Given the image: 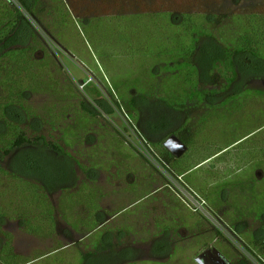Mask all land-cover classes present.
Listing matches in <instances>:
<instances>
[{
  "label": "rangeland",
  "instance_id": "obj_1",
  "mask_svg": "<svg viewBox=\"0 0 264 264\" xmlns=\"http://www.w3.org/2000/svg\"><path fill=\"white\" fill-rule=\"evenodd\" d=\"M11 1L18 6L15 0ZM116 1L118 0L79 2L82 5L78 7L80 12L86 9L88 12L82 13L85 18L76 19L77 21L74 20L76 23L71 24L67 20L64 22V16H62L63 30L60 33L63 38L60 41L27 15L39 34L33 58L35 60L34 71L37 74L34 81H31V86L37 88L38 91L33 89L35 92L27 93L23 101L39 113L42 121L37 119L38 121L35 122L28 118L27 123L21 126L25 127L30 135L32 132L30 127L39 126L41 130L38 131L37 136L42 135L47 141L59 144L73 157L72 166L77 183L75 187L71 186V189L80 196L77 198L79 204L84 203L89 206V198L99 196V190L107 194L111 192L112 186L118 188L119 184L123 186L124 181H127L126 175L130 172L131 162L134 159L132 149L140 153L141 144H138L136 135L138 136V131L142 132L145 121H156L157 119L164 122L170 121L175 128L186 124L185 133L191 141L195 142L196 149L203 147V154L221 151L214 156L209 167L225 161L230 163L225 170L219 168L212 171L207 168L199 170V172H209L207 174L214 182L211 190L213 195H216V199L217 196L221 199H230V206L225 205L222 210L226 211L227 215L228 211L235 213L232 220L239 223L238 225L242 228L246 225V231L255 234L254 239L264 235V76L247 77L239 73L236 83L226 89L222 95H215L216 98L213 97L210 100L212 104L216 103L213 105L188 103L185 110H173L159 100H152L155 91L156 94L164 95L166 100H172V103H175L176 96L184 98L191 91L190 87L192 88L189 80H184L187 73L183 76L168 67V61H174L173 52L177 49L176 44L170 45L165 42L166 18L171 19V17L164 14L165 12L151 13L147 6V11L141 12L140 18H137L133 11L142 9L143 5L141 7L122 6ZM187 1L175 2L182 4L184 9L185 7L188 9ZM197 3L203 7V12L211 13L213 20L210 30L216 35L215 38H222L223 43L226 42L225 40H233L238 36L233 20L235 16L244 15L251 10L264 11V0H199ZM71 4L73 5L72 2ZM126 15H130L129 18H125L130 23L128 21L124 25L117 23ZM182 17L184 18V15ZM47 19L52 22V17L49 16ZM175 21L178 23L182 19L177 17ZM58 30L60 31L61 28ZM50 31L56 34L53 27ZM153 34L161 37L158 36L159 40L157 37L154 40L152 39ZM121 40L127 41L128 46ZM125 46L128 53L125 51ZM129 48L135 49L136 52L130 51ZM158 50L162 53L159 54ZM43 80H47L46 85L41 82ZM39 83L41 85L38 86ZM222 85V82L218 84L201 83L200 89L215 88L221 91ZM238 90L241 92H237ZM146 93L152 100L150 103L146 106L132 105L134 96ZM100 99H104L113 107L112 115L106 114L98 107L97 101ZM114 99L118 101L119 108L115 106ZM182 104L183 99L176 105L181 107ZM85 108L93 111L92 114L85 111ZM149 138L150 141H158L160 137L149 136ZM43 150L47 155L57 156L53 150ZM154 150L159 154L156 148ZM202 151H200L201 155ZM10 159L11 155H4V158L0 160V166L7 172L10 171ZM147 160L145 158V161ZM138 163L141 164L139 160ZM149 165L160 175L165 174L159 170V165L155 160L152 159ZM260 170L262 177L256 174ZM221 173L226 175L222 177ZM115 175L120 176L119 179H124L112 180ZM8 177V174L1 175V185L6 183ZM165 179L167 184V178ZM30 181L33 184L37 183ZM41 184L38 182L39 186ZM136 185L130 184L120 190V195H124L127 202L145 193L146 189L142 188L138 191L140 187ZM86 186H90L91 190H88ZM63 188L65 187L55 189L54 192L49 193L48 197L49 202L56 209L55 221L48 220L51 230L57 231L53 237L42 238L28 234L22 222L15 218H6L3 222L4 231L12 234V246L15 252L24 257H20V262L82 264L83 256L88 253L86 250H89L85 248L93 245L96 239L103 238L104 235L108 237L109 232L105 234L98 230V233L93 234L88 241L84 242V239L80 241V236L77 234L65 233L62 211H60ZM9 191L10 189H5V192H2V202L7 208H13L15 212H17L16 209L26 205L28 209H31V201H36L40 196V193L28 192L26 189L21 190L23 195L17 196ZM126 194L132 195L125 196ZM14 197L20 198L21 202L19 204L15 202L12 206L11 202ZM64 197L68 196L64 195ZM158 197L143 198L136 208L121 210L119 214L122 215L114 221L113 225L122 223L118 228H122L124 234L134 233L139 221H143L134 219V212L136 211L135 217H137L141 209L144 210L150 204L158 202ZM97 198L100 201L99 197ZM20 212L23 214L24 210ZM36 212L33 210L34 214ZM33 213H31L32 217ZM87 213L91 215V218L94 216L93 210H87ZM34 218L31 221L33 225L39 224L36 226L38 229L44 219L41 215H36ZM217 221L225 227L221 218L218 217ZM212 222L216 225L215 221ZM117 232L119 230L112 234ZM227 240L229 246L226 244L227 247H225L221 242L215 243V246L221 245L224 250H227L229 256L235 255L237 251V255L241 256L243 253L244 257L241 256V258L250 264H257L258 261L254 256H261L264 259V248L260 243L256 247L255 241H247L248 239L241 241V248L244 247L246 252H251L250 255H253H249L251 259H254L251 260L248 256L246 257L245 250L241 251L238 248L236 239L234 242L229 238ZM59 244L65 247L57 249ZM116 245L118 246L117 243L114 244ZM116 255L118 253L114 251H102L97 258L87 264H129L131 259L120 258ZM37 256L43 257L35 259ZM236 258L239 259L237 256ZM131 263L139 264L138 261H131ZM141 264H198V262L196 258L173 256L150 257Z\"/></svg>",
  "mask_w": 264,
  "mask_h": 264
},
{
  "label": "trees",
  "instance_id": "obj_2",
  "mask_svg": "<svg viewBox=\"0 0 264 264\" xmlns=\"http://www.w3.org/2000/svg\"><path fill=\"white\" fill-rule=\"evenodd\" d=\"M15 1L18 6L11 0H0V160L4 158V155H11L10 171L7 172L0 166V262L2 264H27L29 262L19 261L20 257H24L15 252L12 246V234L4 231L3 222L6 218H15L21 221L25 232L28 234L42 238L53 237L57 231L53 232L51 230L48 226V220L55 221L56 209L49 202V193L54 192L55 189L61 186L65 187L62 189L64 193H62L60 211H62L63 203L76 202L77 198L80 197L71 189V186L75 187L77 183V178L74 176L75 170L72 166L74 164L73 157L65 152L59 144L47 141L42 135L37 136L38 131L41 130L39 126L34 128L31 126L33 134L31 132L30 135L29 131L21 125H25L28 118L35 122L40 119L39 113L23 101L27 93L38 91L37 88L31 86V81H34L37 74L34 71L35 60L33 58L36 45H38L39 34L28 16L40 27L46 28L55 39L60 41L63 35L61 33L53 34L50 28H61V32L63 30L62 16H64V22L67 20L69 24L76 23L74 20L85 18L82 13L88 12V9L80 12L78 7H82V5L79 2L83 0ZM175 1L179 0L116 1L121 3L122 6L134 7L136 5L141 7L143 5L142 9L133 11L137 18H140L141 12L147 11V6L151 13L165 12L164 14L171 17V19L166 18L165 42L170 45L176 44L177 49L176 52H173L172 59L174 61L169 60L168 67L183 76L184 73H187L184 80L188 79L189 83L192 84V88L190 87L191 91L187 94L188 96L186 95L184 98L179 95L176 96V104H179V101L183 99L181 107L172 103V100H166V96L156 94L155 91L152 100H159L165 106L173 108V110H185L188 103L213 105L216 103L212 104L210 100L215 95H222L226 89L236 83L239 73L247 77L264 76V11L251 10L244 15L235 16L233 20L237 27L238 36L236 35L237 38L233 40H225L226 42L223 43V39L215 38L216 35L210 30V24L213 20L212 15L210 12H203V7L197 3L199 0H188L186 3L188 9H186L187 7L184 9L182 4ZM164 4L168 6L166 7ZM49 16L52 17V22L47 19ZM57 17H60V19ZM129 17L130 15H126L123 20H118L117 23L120 25L126 24V21L130 23L129 20H125ZM177 17L181 18L182 21L177 23L175 21ZM133 34L135 37V33ZM155 35L153 34L152 39L155 40L157 37V40H159L161 36ZM121 36L124 37L123 34ZM121 42L127 43L124 40H121ZM126 46H128V43ZM126 46L125 51L128 53ZM129 50L136 52L135 49L129 48ZM158 53L160 54L162 51L158 50ZM41 82L46 85L47 80ZM219 82L223 84L221 91H217L215 88L200 89L201 83L218 84ZM40 83L38 86L42 84ZM215 91L217 92L215 93ZM237 92L241 91L238 90ZM152 100L147 93L138 94L134 96L132 105L146 106ZM114 103L119 108L118 101L114 99ZM97 104L106 114L112 115L114 113L113 107L104 99L98 100ZM85 111L91 114L93 112L87 108H85ZM144 123L145 125L141 129L142 132L138 131V135L153 149L156 148L159 151L164 149L162 144L171 135L178 136L184 142L190 141L189 136L185 133L186 124L175 128L172 122H164L158 119L156 121L147 120ZM161 134H165L166 138L163 137L160 141H150L149 136H159ZM158 142L161 149L155 145ZM43 149L53 150L57 156L47 155ZM159 155L161 157V154ZM168 170L176 174L171 166L168 167ZM2 174H8L9 176L4 185H1ZM30 180L37 183L33 184ZM38 182L42 184L39 186ZM5 189H10L9 192L16 196L23 195L22 191H25V189L28 192H38L40 196L36 201H31V209H28V205H26L20 207V209L18 208L19 210L16 209L17 212H15L13 208H7L2 202L1 195L2 192H5ZM64 195L68 197H64ZM12 199V206L15 202L17 204L21 202L18 197ZM22 209L24 210L23 214L20 212ZM33 210L37 212L34 214ZM31 213L34 214L33 217ZM36 215H41L44 219L38 229L36 226H39V224L33 225L31 221ZM257 240V242L264 240V235H261ZM57 246V249L65 247L62 244ZM96 254L90 253L83 256L84 262L82 264H87L97 258ZM43 256H37L35 259ZM241 256L244 257L242 253ZM239 260L240 264H250L242 258Z\"/></svg>",
  "mask_w": 264,
  "mask_h": 264
},
{
  "label": "crops",
  "instance_id": "obj_3",
  "mask_svg": "<svg viewBox=\"0 0 264 264\" xmlns=\"http://www.w3.org/2000/svg\"><path fill=\"white\" fill-rule=\"evenodd\" d=\"M55 30L56 34L60 33L58 29ZM159 137L158 141L163 137L165 139L166 135L162 134V136L159 135ZM168 138L169 137L165 140ZM189 140L190 141H183L187 146V150L179 157L174 156L166 149L164 146L166 141H164L162 147L165 150L162 149L159 151L157 149L161 157L164 158V163L167 164L168 167L171 166L176 175L183 176L184 180L202 195L207 201L210 211L217 218H221L223 222L233 230L235 236L240 238V241H244L245 239H248L247 241H255L254 245L256 247L258 243H260L261 247L264 248V240L257 242L258 237L254 239L255 234L246 231V225L242 228V226L238 225L239 223H235L236 221L232 220L233 214L235 213H230V211H228L229 214L227 215L226 211L222 210L223 206H230L231 201L229 198L221 199L218 196L216 199V195L214 196L211 190L214 182L210 179V175L207 174L209 172H199V170H204L205 168L210 169V171L216 168L225 170L230 163L225 161L223 163H217L216 166L213 165L209 167V164L214 160V156L221 151L212 153L205 152L203 154V147L196 149L194 147L195 142L191 141V139ZM155 145L160 148L159 142ZM132 150L134 159L131 162L130 172H127V179L125 178L127 181H124L123 186L118 182V188H113L112 186L111 192L107 194L99 190V196L89 198V206L84 205V203L79 204L77 201V203H63L62 216L65 233L77 234L80 236V241L84 239L83 241L85 242L88 241L93 234L98 233V230L103 231L105 234L109 232L108 237L104 235L103 238L96 239L93 245L86 247L85 249H89L86 250L88 252L86 255L90 253L100 254L102 251H114V253H118V255H116L117 257L131 259L128 262L129 264H132L131 261H138L139 264H141L150 257L168 258L173 256L176 258H196L198 264H203L199 262L201 258L221 259L220 262H223V264H240L239 259L241 256L239 254L237 255L238 251L235 255L232 254L229 256L227 250H224L221 245L215 246V243L219 242L225 247L230 245L222 231H220V229H218V227L206 216L192 212L168 187H166L165 175L160 171L161 175L157 173L154 168L149 165L150 162L145 161V158L140 153L136 152V150ZM200 151H202V155ZM138 160L141 164L138 163ZM196 172L199 173L195 175ZM224 173H221L222 177L226 175ZM256 174H260L259 177H262L261 170ZM119 177L120 176L115 175L112 180L120 181L124 179H119ZM130 184H140L136 185L140 187L138 191L142 190V188L146 189V191L144 194L137 197V199L127 202L123 197L124 195H120V190ZM86 187L88 190H91L90 186ZM80 189L82 188L80 187ZM236 192L238 193V189ZM95 194L97 193L95 192ZM127 195L131 196L132 194H126L125 196ZM151 196H159V200L158 202L150 204V206L144 210L141 209L137 217H135L136 211L134 212V219L143 220L142 222L139 221L134 233L124 234L122 228H118L122 223L115 224V226L113 225L114 221L122 215L119 214L121 210L130 207L134 209L138 206L140 200ZM97 197H99L100 201L97 200ZM87 210L94 211V216L92 218L90 217L91 215L87 213ZM72 214H74L73 217L71 216ZM228 218L232 222L230 220L228 221ZM132 223L134 222L132 221ZM118 230L119 232L112 234ZM115 243H117L118 246H114ZM99 254H96L97 257ZM236 256L239 259H237ZM235 259L237 260L235 261Z\"/></svg>",
  "mask_w": 264,
  "mask_h": 264
},
{
  "label": "built area",
  "instance_id": "obj_4",
  "mask_svg": "<svg viewBox=\"0 0 264 264\" xmlns=\"http://www.w3.org/2000/svg\"><path fill=\"white\" fill-rule=\"evenodd\" d=\"M136 140H138V144L140 143V150L139 152L141 155L148 159L147 161H152L155 160V162L159 165L158 168L161 172H165V177L167 178V184L166 187H168L192 212L194 213H200L207 218H209L211 221H215V224L219 227L220 231H222L223 235L226 236V238L231 239L233 242L238 241L236 244L238 248L242 250H245L241 248L242 243L241 241L236 238V236L228 231L226 227L217 221V218L214 216V214L209 212V207L207 204V201L200 195L193 187H191L183 178V176H179L176 174H173V172H170L168 170V165L162 161L161 157L159 154L156 153V151L143 140L142 138L139 137V135H136ZM134 143V142H133ZM135 144V143H134ZM152 163V162H151ZM153 164V163H152ZM236 239V240H234ZM251 253V252H250ZM250 253L245 250L246 257L248 256L250 258ZM243 254V253H242ZM250 255V256H249ZM253 256V255H252ZM259 257V258H258ZM255 257L257 259V264H264V259L261 256ZM251 259V258H250ZM254 260V259H251Z\"/></svg>",
  "mask_w": 264,
  "mask_h": 264
},
{
  "label": "water",
  "instance_id": "obj_5",
  "mask_svg": "<svg viewBox=\"0 0 264 264\" xmlns=\"http://www.w3.org/2000/svg\"><path fill=\"white\" fill-rule=\"evenodd\" d=\"M164 146L171 152L174 156H181L186 150L187 146L184 142L176 135H171L165 142ZM200 262V260H199ZM201 263V262H200Z\"/></svg>",
  "mask_w": 264,
  "mask_h": 264
},
{
  "label": "flooded vegetation",
  "instance_id": "obj_6",
  "mask_svg": "<svg viewBox=\"0 0 264 264\" xmlns=\"http://www.w3.org/2000/svg\"><path fill=\"white\" fill-rule=\"evenodd\" d=\"M223 224L225 225V227L228 229V231L230 232V233H232V234H234V232H233V230L231 229V228H229L224 222H223ZM235 235V234H234ZM198 260V259H197ZM200 260V262H202L203 264H223V262H220V260L219 259H213V258H211V259H208V258H201V259H199Z\"/></svg>",
  "mask_w": 264,
  "mask_h": 264
}]
</instances>
